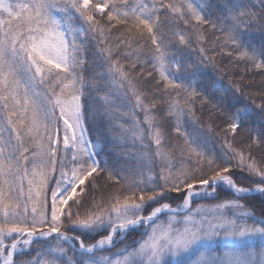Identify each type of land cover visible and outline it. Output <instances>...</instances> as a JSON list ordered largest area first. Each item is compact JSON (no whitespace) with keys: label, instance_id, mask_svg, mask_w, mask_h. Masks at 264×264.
I'll list each match as a JSON object with an SVG mask.
<instances>
[{"label":"snow or ice","instance_id":"1","mask_svg":"<svg viewBox=\"0 0 264 264\" xmlns=\"http://www.w3.org/2000/svg\"><path fill=\"white\" fill-rule=\"evenodd\" d=\"M258 4L0 0V264H264V85L258 103L204 80L221 54L264 76ZM197 101L226 118L221 151L211 124L188 130ZM109 136L120 167L99 158Z\"/></svg>","mask_w":264,"mask_h":264},{"label":"trees","instance_id":"2","mask_svg":"<svg viewBox=\"0 0 264 264\" xmlns=\"http://www.w3.org/2000/svg\"><path fill=\"white\" fill-rule=\"evenodd\" d=\"M254 3L258 4V0H253ZM83 35V33H81ZM209 40H211L212 34L211 32L206 34ZM207 47V45H206ZM194 55V54H193ZM209 55H212V52H209ZM85 58L87 60V63L83 66V75L85 77V83L87 84L90 79L99 71H102L99 62L93 63V57L91 54V51L87 52L85 54ZM216 60V67L213 68L209 66L205 72L206 76L204 77V80L206 81L208 77H211L213 80H215L218 91L215 93V98H219L220 96H224L226 100L230 99L232 90L230 87V79L234 81L235 83L241 84L246 89H251L250 95H252L253 99H255L258 103L260 102V97L256 95V90L261 89L262 85H264V76H261L259 73L256 72H245L243 70V66H237L235 63H230L232 58L228 57L226 54L217 55L215 57ZM138 70V69H137ZM79 71V70H78ZM175 71V69H173ZM155 75V73H154ZM220 75L224 76L223 80H220ZM245 77L244 80H240V77ZM251 78V79H250ZM148 79H152L151 77H148ZM88 93L86 92V98ZM244 103H248L247 100H244ZM165 105H158V108H164ZM195 108L197 110L196 114L198 117V122H193L192 126L189 127V131H192V127L200 128L201 130H204V128L211 124L213 127V133H210L212 137V143L215 145L216 151H221V142L225 138V133L222 130L226 127V118L222 116L219 112L211 109L210 105H201L198 101L195 105ZM106 124L107 120H101L99 117L97 118V121L95 123H91L89 125L91 132L90 135L93 139L97 138L98 134L103 135L106 131ZM171 131V129H169ZM111 137L109 136L108 140L101 139V145L103 146V150L101 151V156L99 157L101 160L105 158H110V166L120 167L122 166V163L116 162V150L112 146L111 143H109V140ZM228 140H232L231 135L227 136ZM245 141H247V138H244ZM234 147L237 149H241L244 152H248L249 149L247 147H244V145L241 143L240 138L238 137L236 141L234 142ZM100 151V149H97ZM122 149L121 151H123ZM251 151L254 154H257V150L255 148V145L252 146ZM237 177V183L244 187H249L251 185L248 184L247 179H240V177H247V173H242L239 170H234ZM101 185H109L111 186V182H107L106 180L100 181ZM104 194L99 193L97 196ZM220 198L221 199H228L232 198L231 195L225 191H220ZM260 197H249L247 201H242L245 204H250L253 206L254 210L256 211L257 215H259L260 212ZM220 202L219 200L215 199H200L196 198V202L192 204V207L195 208L197 205H205V206H211L213 204H216ZM175 206V205H174ZM75 211V209H73ZM69 235H73L72 232H69ZM133 237L129 236V240H131Z\"/></svg>","mask_w":264,"mask_h":264}]
</instances>
